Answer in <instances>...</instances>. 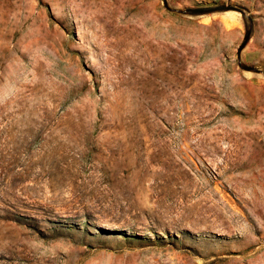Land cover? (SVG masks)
Here are the masks:
<instances>
[{"label":"rangeland","instance_id":"obj_1","mask_svg":"<svg viewBox=\"0 0 264 264\" xmlns=\"http://www.w3.org/2000/svg\"><path fill=\"white\" fill-rule=\"evenodd\" d=\"M0 264H264V0H0Z\"/></svg>","mask_w":264,"mask_h":264}]
</instances>
